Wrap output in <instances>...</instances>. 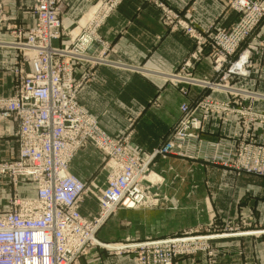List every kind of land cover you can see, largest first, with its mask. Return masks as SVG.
<instances>
[{"label": "built area", "instance_id": "1", "mask_svg": "<svg viewBox=\"0 0 264 264\" xmlns=\"http://www.w3.org/2000/svg\"><path fill=\"white\" fill-rule=\"evenodd\" d=\"M121 1L98 0L68 43L55 46L54 42L64 35L61 21L66 0H35L34 26L15 28L10 32L13 41L4 44L18 51L20 66L13 94L0 98V139L14 136L17 144L14 156L0 160V177L13 183L15 192L0 212V264H83L82 260L101 264L95 252L101 247L96 233L106 218L119 209L157 205L146 181L156 156L202 159L264 176V161L251 164L244 149L235 153L226 141L203 145L200 137L203 116L209 112L249 114L246 109L233 110L232 105L237 104L236 99L252 94L228 82L233 76H248L250 52L236 55L237 61L233 58L238 47L264 24V0H234V12L239 17L228 28L207 32L196 31L162 3L143 0L160 10L164 27L182 32L195 45L190 62L178 72L164 74V80L183 96L187 95V87H196L216 89L231 97V103L201 97L191 106L182 105L166 140L151 154L135 148L130 132L119 138L107 135L76 101L84 77L76 80L75 66H88L87 76L97 66L111 65L97 30ZM9 20L5 6L0 4V30L8 28ZM98 45L102 49L95 55ZM202 57L211 64L214 79L210 81L196 79L190 72L193 62ZM86 146L101 154L106 174L103 189L96 194L90 192L98 207L91 219L80 213L89 189L69 171L74 156ZM18 182L33 185L34 196L21 197ZM134 253L133 264H172L197 254H203L205 264H211L215 254L203 237L188 235L146 241L134 246Z\"/></svg>", "mask_w": 264, "mask_h": 264}, {"label": "crops", "instance_id": "2", "mask_svg": "<svg viewBox=\"0 0 264 264\" xmlns=\"http://www.w3.org/2000/svg\"><path fill=\"white\" fill-rule=\"evenodd\" d=\"M97 1L66 0L61 21L64 35L54 42L55 46L68 43L70 36L77 33L83 16ZM156 1L198 32L228 28L236 19L233 14L223 15L219 0ZM0 4L11 17L8 28L0 30V98H8L15 89L20 57L18 51L4 44L13 41L10 32L15 28L24 30L34 26L35 0H0ZM97 37L111 65L97 66L87 76L88 66H75L76 80L84 77L76 101L110 137L126 135L127 121H132V143L139 152L151 154L163 144L180 117L182 105L191 106L201 97L231 103L229 95L216 89L187 87V95L183 96L164 80V74L178 72L183 64L190 62L196 50L193 39L161 24L160 10L150 3L122 0L104 19ZM242 48L251 52L246 66L249 76L233 77L228 83L252 94L236 99L237 104L232 105L233 110L246 109L249 114L209 112L203 116L200 137L203 145L226 141L235 153L244 149L252 164L264 161V24L245 40ZM100 49L98 45L94 54ZM190 72L203 80L214 79L211 64L205 57L193 62ZM16 150L14 136L0 139V160L11 158ZM89 151L97 160L96 171L103 164L102 156L97 150ZM71 164L72 161L69 170L75 177L101 179L105 184L104 171L100 178L95 171L87 178ZM148 186L157 198V205L145 211L144 238L199 236L215 253L211 264H264L263 175L167 154L153 159ZM138 210L121 209L119 214ZM80 213L86 219L95 215L86 201L81 204ZM112 260L100 259L101 264ZM82 263L90 264L87 260ZM172 264H205V256L183 257Z\"/></svg>", "mask_w": 264, "mask_h": 264}, {"label": "rangeland", "instance_id": "3", "mask_svg": "<svg viewBox=\"0 0 264 264\" xmlns=\"http://www.w3.org/2000/svg\"><path fill=\"white\" fill-rule=\"evenodd\" d=\"M223 4V15L226 16L229 14H233L235 18H238L239 15H237L234 12V0H219ZM89 16V14H88ZM235 21V20H234ZM211 29V28H210ZM209 29V30H210ZM247 40V39H246ZM245 42V41H244ZM244 42L238 47L237 52L235 55H240V53L245 51V48H242V45ZM250 52V50H248ZM251 54V52H250ZM234 55V56H235ZM233 58V57H231ZM235 61H237V57H235ZM234 60V58H233ZM249 63V62H248ZM248 65V64H247ZM228 68L226 67L225 70ZM193 76V75H192ZM248 76H249V68H248ZM196 79L195 76H193ZM236 78H242L244 76H233ZM231 77V78H233ZM230 78V79H231ZM203 80V79H202ZM229 80V79H228ZM230 81V80H229ZM132 121H127V127L126 132L129 133L131 131ZM85 149H88V152H84ZM96 150L92 146H86L85 148L78 151V153L74 156V159L72 160V166H76L78 171L82 172V174L87 175V178L90 174H92L96 168V158L89 150ZM70 171V170H69ZM103 172L102 166L99 167L96 171V173H99V178L102 177L101 173ZM72 174V173H71ZM93 174V175H95ZM103 174V173H102ZM73 175V174H72ZM104 175V174H103ZM74 176V175H73ZM75 177V176H74ZM77 178V177H75ZM79 179V178H77ZM92 177H90L88 180L86 179H79L83 181L86 186L89 189V193L86 194V197L83 199V204L86 201L87 206L94 211L95 215L98 213L97 211V202L95 198L90 194H96L98 190H102L104 185L101 179H94L91 180ZM148 180V177L146 178V181ZM91 181H94L93 184H90ZM104 181V180H103ZM13 183L9 182V180L6 177H0V212L4 211L7 208V202L10 196L14 195V189L12 186ZM147 184V183H146ZM145 184V185H146ZM18 188V194L21 197L24 198H30L33 197L34 189L33 185L26 182H18L17 183ZM95 203H94V202ZM137 212L131 211L127 213H121L119 214V210H117L112 215L108 216L105 220V222L102 224V226L99 228V230L96 233V240L100 243L101 247L96 248V257L99 259L107 258L110 260L112 258V261H109V263H102V264H133L134 261V246L137 244L146 242V241H152L154 239L151 238H144V236L147 235V226L146 223H143L144 219H147V211L149 208L147 207H140ZM134 212V213H132ZM182 234H177L173 237H180ZM172 238V237H171ZM102 243V244H101ZM106 244V245H105ZM115 246V247H123V246H133L131 248H122L120 249H108L105 248V246ZM103 246V247H102ZM115 256V257H114Z\"/></svg>", "mask_w": 264, "mask_h": 264}, {"label": "bare ground", "instance_id": "4", "mask_svg": "<svg viewBox=\"0 0 264 264\" xmlns=\"http://www.w3.org/2000/svg\"><path fill=\"white\" fill-rule=\"evenodd\" d=\"M91 14V12L89 13V15ZM100 244V243H99ZM102 244V243H101ZM103 247V246H102ZM105 248H108V249H110V248H116L115 246H105ZM122 248H126V246H123V247H121V248H118V249H122Z\"/></svg>", "mask_w": 264, "mask_h": 264}]
</instances>
